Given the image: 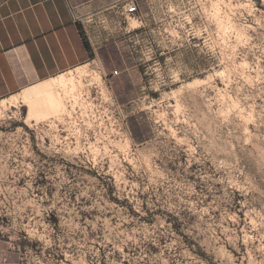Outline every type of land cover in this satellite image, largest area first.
I'll return each instance as SVG.
<instances>
[{
	"label": "rangeland",
	"instance_id": "374dc122",
	"mask_svg": "<svg viewBox=\"0 0 264 264\" xmlns=\"http://www.w3.org/2000/svg\"><path fill=\"white\" fill-rule=\"evenodd\" d=\"M118 2L66 89L0 100V264H264V0Z\"/></svg>",
	"mask_w": 264,
	"mask_h": 264
},
{
	"label": "crops",
	"instance_id": "0c3cea01",
	"mask_svg": "<svg viewBox=\"0 0 264 264\" xmlns=\"http://www.w3.org/2000/svg\"><path fill=\"white\" fill-rule=\"evenodd\" d=\"M118 0H0V100L94 61L131 22Z\"/></svg>",
	"mask_w": 264,
	"mask_h": 264
},
{
	"label": "bare ground",
	"instance_id": "6f19581e",
	"mask_svg": "<svg viewBox=\"0 0 264 264\" xmlns=\"http://www.w3.org/2000/svg\"><path fill=\"white\" fill-rule=\"evenodd\" d=\"M46 83V82H44ZM44 83L40 84L42 85L41 86V90L43 91V93L49 95L51 98H54L56 97V93L55 92H52L54 90V88H57L56 86H60V88L63 90V89H66L67 88V83L65 82H62V81H57L56 84H52V85H43ZM70 85H72V81L69 82ZM40 95V94H38ZM29 98H32L30 97V94H24L22 97H21V101L22 102H25V103H28L29 102ZM53 100V99H52ZM19 100L17 98L13 99L12 101H10V106H14V104H16ZM54 101V100H53ZM55 103V102H54ZM63 104V103H62ZM4 103H1L0 104V107L3 106ZM60 107V106H59ZM55 108V107H54Z\"/></svg>",
	"mask_w": 264,
	"mask_h": 264
},
{
	"label": "built area",
	"instance_id": "2783aa9c",
	"mask_svg": "<svg viewBox=\"0 0 264 264\" xmlns=\"http://www.w3.org/2000/svg\"><path fill=\"white\" fill-rule=\"evenodd\" d=\"M125 12L127 15L133 14L136 12V7L133 4H129V5H127ZM115 74H116V72H115Z\"/></svg>",
	"mask_w": 264,
	"mask_h": 264
}]
</instances>
